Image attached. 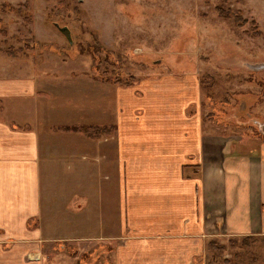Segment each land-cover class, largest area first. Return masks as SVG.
Instances as JSON below:
<instances>
[{"label":"crops","instance_id":"obj_1","mask_svg":"<svg viewBox=\"0 0 264 264\" xmlns=\"http://www.w3.org/2000/svg\"><path fill=\"white\" fill-rule=\"evenodd\" d=\"M4 72L0 264H44L46 246L101 260L104 242L111 264H205L211 240L264 236V141L251 146L188 120L197 83L161 76L116 87L113 121L102 101L89 114L88 100L58 94L64 83L40 87ZM183 90L195 100L181 101ZM75 112L103 131L51 129L56 120L86 125Z\"/></svg>","mask_w":264,"mask_h":264},{"label":"rangeland","instance_id":"obj_2","mask_svg":"<svg viewBox=\"0 0 264 264\" xmlns=\"http://www.w3.org/2000/svg\"><path fill=\"white\" fill-rule=\"evenodd\" d=\"M54 23L70 30L71 45ZM1 69L4 77L32 78L40 87L64 83L58 94L72 103L88 100V113L102 101L113 121L116 87L132 88L161 76L191 80L198 84V112L188 105L183 111L188 120L198 119L205 133L233 134L251 146L264 141L259 131L264 126V0H0ZM79 88L88 95L102 92L74 96ZM193 95L183 90L180 100L194 101ZM86 120V125L66 126L56 120L51 129L99 134L104 127ZM242 238L220 240L225 250L206 252L205 264H264V241L245 247ZM103 245L101 260L94 255L74 256L77 260L46 246L43 263L111 264L109 245Z\"/></svg>","mask_w":264,"mask_h":264},{"label":"trees","instance_id":"obj_3","mask_svg":"<svg viewBox=\"0 0 264 264\" xmlns=\"http://www.w3.org/2000/svg\"><path fill=\"white\" fill-rule=\"evenodd\" d=\"M231 240L232 239L228 240V244L230 247H234V243ZM259 240L264 241V237L263 238H258L257 236L243 237L242 241H241V246L249 247V246L253 245L255 242H258ZM219 242L220 241H218L216 239L208 242V244L206 245V251L207 252H211V251L222 252V251H224L226 246L224 244L220 245ZM223 262H225L226 264H230L227 260H223Z\"/></svg>","mask_w":264,"mask_h":264},{"label":"water","instance_id":"obj_4","mask_svg":"<svg viewBox=\"0 0 264 264\" xmlns=\"http://www.w3.org/2000/svg\"><path fill=\"white\" fill-rule=\"evenodd\" d=\"M54 26L59 30V32L66 38V40L68 41L69 45H71L72 43V39H71V33L70 30L67 27H60L58 25V23H54ZM259 131L261 134L264 135V126H261L259 128Z\"/></svg>","mask_w":264,"mask_h":264}]
</instances>
